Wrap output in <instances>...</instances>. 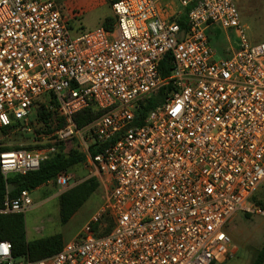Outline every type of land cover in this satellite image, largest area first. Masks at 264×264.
I'll return each instance as SVG.
<instances>
[{
  "label": "built area",
  "instance_id": "1",
  "mask_svg": "<svg viewBox=\"0 0 264 264\" xmlns=\"http://www.w3.org/2000/svg\"><path fill=\"white\" fill-rule=\"evenodd\" d=\"M176 2L186 29L179 16L163 17L159 0H113L111 29L73 31L57 0H0V130L23 128L43 103L63 122L53 144L77 140L83 167L110 187L59 253L18 262L0 240V264H219L234 255L235 216L264 215L255 201L264 185V42L250 44L235 0ZM214 26L239 40L227 58H216ZM92 106L100 115L79 129L75 118ZM57 151H7L0 168L5 178L26 175ZM56 182L66 189L70 177ZM32 206L24 190L0 213Z\"/></svg>",
  "mask_w": 264,
  "mask_h": 264
},
{
  "label": "rangeland",
  "instance_id": "2",
  "mask_svg": "<svg viewBox=\"0 0 264 264\" xmlns=\"http://www.w3.org/2000/svg\"><path fill=\"white\" fill-rule=\"evenodd\" d=\"M113 0H57L62 12L73 24V31L79 29L87 30L102 26L106 19H114L112 11ZM241 15L242 23L247 28L246 34L251 45L264 42V0H235ZM77 18V19H76ZM216 38H212V45L217 53V59L223 57L225 51L238 48L239 40L232 31H225L220 27L212 28ZM213 37V36H212ZM36 107L35 111L37 110ZM34 115L24 127H18L10 133L4 134L0 130V146L16 150L26 148L30 151L36 150L38 146L53 144V136H38L32 126ZM78 141L67 142L64 146L65 152L76 149L78 152ZM83 164L70 170L76 181L83 179ZM73 181H70L72 184ZM100 188L91 196L74 217L63 224L60 217L59 199L50 197V194H42L39 191L32 192L34 206L25 214V229L30 241L38 240L54 235H61L64 242L75 239L90 221L106 199L110 187L107 182L100 183ZM69 189V188H68ZM66 189V191L68 190ZM54 193L63 191L57 184L52 185ZM50 197V198H49ZM255 201L261 202L264 209V185L261 186ZM228 233L233 239L234 255L227 261L219 264H252L254 257L264 243V215L246 216L239 213L228 227ZM23 258H18L22 262Z\"/></svg>",
  "mask_w": 264,
  "mask_h": 264
},
{
  "label": "trees",
  "instance_id": "3",
  "mask_svg": "<svg viewBox=\"0 0 264 264\" xmlns=\"http://www.w3.org/2000/svg\"><path fill=\"white\" fill-rule=\"evenodd\" d=\"M177 22L186 29L188 27L187 11L177 19ZM114 24V19H106L103 24L107 29H111ZM210 41L211 38H210ZM172 70L171 56H166L161 62L160 72L163 77H167ZM161 92L157 97L150 99L146 105H143L136 117V124L142 125L147 118L149 112L161 101ZM38 108L32 120V126L38 136H52L57 130L63 127V122L57 119L56 115L47 111L43 103L38 104ZM100 112L95 106L77 115L75 118L76 125L79 129H83L91 124ZM13 130L11 128L3 129V133L7 134ZM66 143L48 144L47 146H38L40 148L58 146V151L54 153L49 160L41 164L36 171L27 173L26 175L14 174L5 178L0 168V210L3 208L7 198L15 199L24 190L30 192L38 189L51 181H56L60 174H67L74 167L81 165L85 161V156L76 149H71L65 152L64 146ZM16 150H29L26 148H16ZM11 151L10 148L0 146V155L4 152ZM93 149V153H95ZM15 189L8 193L9 186ZM100 188L98 179L91 177L77 186L69 189L60 196V217L63 224H67L80 208L88 202L91 196ZM259 205L261 202L256 201ZM262 206V205H261ZM249 217V215H246ZM25 215L16 214H1L0 213V240L8 241L12 244V254L14 258H25L32 262H37L46 259L59 253L65 242L61 235H54L29 242L26 237ZM252 264H264V243L254 257Z\"/></svg>",
  "mask_w": 264,
  "mask_h": 264
},
{
  "label": "crops",
  "instance_id": "4",
  "mask_svg": "<svg viewBox=\"0 0 264 264\" xmlns=\"http://www.w3.org/2000/svg\"><path fill=\"white\" fill-rule=\"evenodd\" d=\"M159 4H160V6H161V9H162V11H163V17L165 18V19H169V20H172L173 18L175 19V18H177V16H179V18L185 13V9H183V8H181L179 5H178V3L176 2V0H159ZM106 21V20H105ZM105 21H104V23H105ZM71 23V22H70ZM103 23V24H104ZM102 24V25H103ZM71 27L73 28V24L71 23ZM212 28L213 27H211L210 29H209V31H208V33H209V35H210V38H211V40H212V38H216V35H214V33H213V31H212ZM213 36V37H212ZM230 55V51L228 50V51H225V53H224V55H223V57H221V58H227L228 56ZM82 165V164H81ZM82 173V175L83 176H85L83 179H81V180H79V181H76V180H74L75 179V176H74V174L73 173H71V172H69V173H67V175L70 177V181H73V183L72 184H70L69 185V187H67L66 189H71V188H73V187H75V186H77L78 184H80V183H82V182H84L85 180H87V179H89V178H91V176L89 175V172L84 168V170L81 172ZM96 179H98L99 180V182L100 183H102L103 181H107L108 179H107V177H105V176H100V175H95L94 176ZM53 184H57V182L56 181H51V182H49V183H47V184H45V185H42L41 187H39L38 189H36V190H34V191H39V192H41L42 194H45V193H47V194H50V197H52V198H58V199H60V196L63 194V193H65L66 192V189L65 188H63L64 190L63 191H65V192H61V193H59L58 194V196H57V194L56 193H54V191L52 190V185ZM58 185V184H57ZM101 185V184H100ZM59 186V185H58ZM60 187V186H59ZM68 189V190H69ZM67 190V191H68ZM33 192V191H32ZM32 192H31V195H32ZM49 197V198H50ZM33 206H34V201H33ZM32 206V207H33ZM60 206V205H59ZM31 207V208H32ZM31 208L29 209V210H31ZM28 210V211H29ZM27 211V212H28ZM26 212V213H27ZM26 213H24V215L26 214ZM236 217V216H235ZM26 237H27V231H26ZM27 240L29 241V242H31L28 238H27ZM34 241V240H33ZM66 243V242H65Z\"/></svg>",
  "mask_w": 264,
  "mask_h": 264
},
{
  "label": "water",
  "instance_id": "5",
  "mask_svg": "<svg viewBox=\"0 0 264 264\" xmlns=\"http://www.w3.org/2000/svg\"><path fill=\"white\" fill-rule=\"evenodd\" d=\"M15 188L13 187V186H9V188H8V193H11L13 190H14Z\"/></svg>",
  "mask_w": 264,
  "mask_h": 264
}]
</instances>
